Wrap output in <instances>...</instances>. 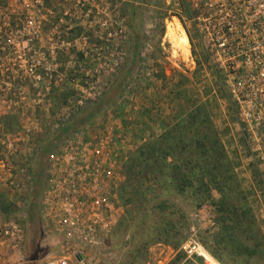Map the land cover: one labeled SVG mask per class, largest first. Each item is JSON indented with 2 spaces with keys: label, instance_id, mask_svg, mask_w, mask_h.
<instances>
[{
  "label": "built area",
  "instance_id": "obj_1",
  "mask_svg": "<svg viewBox=\"0 0 264 264\" xmlns=\"http://www.w3.org/2000/svg\"><path fill=\"white\" fill-rule=\"evenodd\" d=\"M184 1L196 32L195 39L188 36L205 52L213 66L209 74L218 78L236 109L239 135L233 151L253 200L259 202L264 196V0H243V5L237 4L242 0ZM123 2L0 0V115L4 110L17 115L24 132L19 136L0 130V173H8L15 188L22 185L13 175L26 172L22 164L12 165L13 158L22 156L36 133L53 89H70V106L80 109L102 96L87 62L101 63L106 72L123 61L125 31L118 24ZM99 73L94 70L92 76ZM56 116L60 126L70 113ZM119 129L114 121L98 133L87 127L65 138L49 157L40 216L44 240H57L61 255L48 264H74L71 257L86 264L85 255L98 252L117 226L124 211L117 190L127 158L121 155L126 139ZM209 212L212 207L204 204L196 218L207 221L204 230L212 234L217 226L212 215L205 216ZM20 222L0 211V264H26V229ZM180 251L204 264L214 259L195 234Z\"/></svg>",
  "mask_w": 264,
  "mask_h": 264
},
{
  "label": "trees",
  "instance_id": "obj_2",
  "mask_svg": "<svg viewBox=\"0 0 264 264\" xmlns=\"http://www.w3.org/2000/svg\"><path fill=\"white\" fill-rule=\"evenodd\" d=\"M131 7L130 28L134 36L130 43L132 59L126 71L112 89L75 113L53 134L45 131L37 137L31 164L26 163L30 176L24 209L26 264H39L51 250L41 247L40 216L49 157L65 138L89 127L99 114L114 105L137 66L143 33L136 7ZM11 130L6 123L4 132ZM235 168L208 104H199L160 136L143 142L128 154L122 166L124 180L117 190L124 213L113 236L129 237V243L139 250L166 244L176 253L169 264H203V259H188L180 247L192 226L189 210L211 203L216 209L218 230L198 235L208 253L222 264H263L258 259L264 256V235ZM6 201L1 196L0 211L9 217L14 202Z\"/></svg>",
  "mask_w": 264,
  "mask_h": 264
},
{
  "label": "rangeland",
  "instance_id": "obj_3",
  "mask_svg": "<svg viewBox=\"0 0 264 264\" xmlns=\"http://www.w3.org/2000/svg\"><path fill=\"white\" fill-rule=\"evenodd\" d=\"M237 4L243 5V0L237 1ZM131 6L136 7L138 18L140 19L139 21L141 23L140 30L143 33V38L139 51L140 55L137 56V66H135L133 69L130 80L125 87L133 88V86L137 85L139 77L141 78L143 75H146V77L144 76V79L148 78L149 76L147 74L152 75V73H155L156 71L159 73V76H162L163 78L168 77L172 86L176 85V83L179 84L180 81L183 86L188 87L184 89L200 88L199 84L201 81H205L206 73H211L213 66L209 62L205 52H203L199 46L193 45L190 37L188 36L189 33L191 37L195 39L196 32L193 28L192 20L194 15L190 11L187 3L184 0H156L153 3L149 2L148 0H124L122 6L119 7L118 10V24L122 25L125 31V39L120 47L123 48L125 53L123 61L119 63L117 69L113 68L112 71L110 68V70L108 69L106 72H104V66L102 67L101 63L87 62L86 65L88 71H92L90 75L93 77V81L98 80V82L95 84L101 88V95L105 94L116 85L120 75H122V73H124V71H126L128 68L127 66L130 63L129 60L132 59V56L130 58V43L134 33L130 28L132 23ZM147 40V44H149L148 46L145 45ZM152 55L158 56L157 59H151ZM149 56L150 59L148 58ZM156 60L160 62H157ZM97 69L101 70L102 73H99V77L92 76L93 71ZM89 77L86 78V80H88L87 82L92 80V78ZM194 82L196 85L193 84ZM215 87H217V89H224V87L219 82L217 85H215ZM204 89H209V87ZM126 92V89L121 90L119 98L123 100L125 97H127ZM223 96L230 102L229 95L226 92H224ZM73 97L74 94L70 89H53L50 95V108L40 112V125L37 127L36 133L30 136L28 145L23 150L21 156V161L23 163L22 167L26 173L17 172L13 175V179H15L14 181L18 182L19 185L22 186L15 188L14 186L10 185L12 179L8 180L9 174L0 173V195L1 192L6 193L2 195V197H5L7 200L6 202H14V205L11 208V214L9 217L7 216L9 219H14L17 217V219L21 220V217H26L24 214V209L26 207L27 194L30 188V176H27V170L25 167L26 163L28 166L31 164V158L33 157V153L36 150L37 137H39L45 131L53 134L61 126H58L59 123H57L56 115L59 112L70 113V116H66L67 118H65V121L67 122L75 113L89 107L100 98V96H97L95 99L89 101L86 106L79 109L72 108L70 106L72 104L71 101L73 100ZM67 106L71 109H68ZM121 111H124L121 108V102L119 103L116 101L114 105H112L107 111L99 114V116L92 121L89 128L94 132H100V129L106 125L109 117L114 114L120 115ZM235 111V107L231 106L230 109L226 110L225 112L230 123V128L226 127V130L224 129V124L226 121L224 120L223 115L218 113V111H216L215 114L213 112L212 115L217 128L223 133V142L226 150L232 160L236 163L235 171L242 181L243 190L248 195L249 203L252 206L262 234L264 235V196L261 197L259 202L253 200L252 191H250L249 187L247 186L246 177L239 170V164L237 162L238 159L233 151L234 139H237L239 135ZM9 126L12 130L6 134H17L19 136L23 135L24 132L21 126L15 123L14 120L9 122ZM121 155L122 157L128 156L124 148ZM12 163L11 164L16 168V166L20 164L19 157H14ZM250 172L254 177L259 179L260 173L256 168H251ZM214 197L215 199H218L219 195L215 192ZM206 204L212 207V212L207 213L205 216L207 217L212 215L214 217L218 230V225L216 222V209L211 203ZM184 207H186V210L189 209L187 206ZM189 211L190 222L192 226L188 237L195 234L198 239V235L200 233L209 234L206 232V230H204L208 225V222L202 221L200 223L196 218L198 210ZM20 223L26 229L25 220H21ZM114 230L111 234L103 239V243L101 244L100 250L98 252L85 255L87 258L86 264H169L175 257V251L166 244H154L149 246L147 249L139 250L129 243V237L121 239L114 237ZM41 247L48 249V251L50 249L51 250L47 257L39 261V264H48L55 257L61 255L57 240H44V236L42 235ZM71 260L74 264H76L73 257H71ZM258 261L264 264V256L258 259Z\"/></svg>",
  "mask_w": 264,
  "mask_h": 264
},
{
  "label": "crops",
  "instance_id": "obj_4",
  "mask_svg": "<svg viewBox=\"0 0 264 264\" xmlns=\"http://www.w3.org/2000/svg\"><path fill=\"white\" fill-rule=\"evenodd\" d=\"M147 43L148 40L145 42V45L148 46ZM152 57L151 59H157L158 56L152 55ZM148 58L150 59V56ZM147 75L149 77L145 79L144 76L146 77V75L139 77L137 85L133 88L125 87L127 97L123 100L121 98L117 100V102H121V108L124 111H121L120 115L110 116L106 122L107 124L114 121L120 127L119 131L126 139L124 150L127 154L143 142L160 136L201 103H207L212 113L215 114L218 111L222 114L226 121L224 129L230 128L229 119L225 113L226 110L230 109V102L223 96L224 92L227 93L226 89L215 87L219 82L217 77L207 72L205 81H201L199 84L200 88L184 89L188 87L183 86L180 81L179 84L176 83L172 86L168 77L163 78L156 71L152 73L153 76ZM193 84L196 85L195 82ZM206 87L209 89H204ZM11 120L19 125L17 115L4 110V113L0 115L1 132L4 133V125L9 124ZM21 159L22 157L19 156L20 164H22ZM4 194L6 193L1 192L0 199Z\"/></svg>",
  "mask_w": 264,
  "mask_h": 264
},
{
  "label": "bare ground",
  "instance_id": "obj_5",
  "mask_svg": "<svg viewBox=\"0 0 264 264\" xmlns=\"http://www.w3.org/2000/svg\"><path fill=\"white\" fill-rule=\"evenodd\" d=\"M216 260L214 259H209V263L208 264H214Z\"/></svg>",
  "mask_w": 264,
  "mask_h": 264
}]
</instances>
